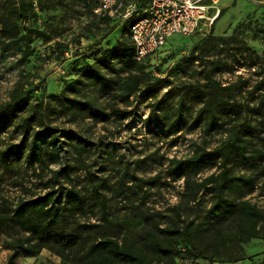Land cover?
Returning a JSON list of instances; mask_svg holds the SVG:
<instances>
[{
	"label": "rangeland",
	"instance_id": "1",
	"mask_svg": "<svg viewBox=\"0 0 264 264\" xmlns=\"http://www.w3.org/2000/svg\"><path fill=\"white\" fill-rule=\"evenodd\" d=\"M12 1L0 0V28ZM96 9V0H49L43 9L35 2V17L18 22L20 37L31 40L27 59L24 45L0 40V205L6 200L12 211L52 191L65 204L61 230L81 241L73 248L64 243L65 259L48 250L37 256L18 250L11 259L14 251L6 244L24 235L2 232L0 264H79L94 242H122L146 224H213L227 206L210 213L213 191L187 202L185 181H202L226 168L253 183L228 185L224 197L264 211V0H222L213 26L172 37L174 43L146 63L120 54L110 64L102 60L120 40L132 42L125 26ZM90 64H99L108 86L91 83ZM131 73L144 82L127 100L120 82ZM32 150L42 158L35 164ZM222 150L231 152L226 164ZM195 156L203 164L197 169L189 162ZM102 196L112 225L102 220ZM260 226L257 239L217 255L207 251L213 255L206 258L256 264L264 257V222ZM176 247L172 263L155 264H209L192 261L185 243Z\"/></svg>",
	"mask_w": 264,
	"mask_h": 264
},
{
	"label": "trees",
	"instance_id": "2",
	"mask_svg": "<svg viewBox=\"0 0 264 264\" xmlns=\"http://www.w3.org/2000/svg\"><path fill=\"white\" fill-rule=\"evenodd\" d=\"M48 1L30 0L27 3L24 0L12 1L10 6L8 8L6 7L8 13L1 18L2 27L0 28V32L2 36L0 40L3 41L2 44L9 46L10 44L21 43L27 49V52L23 56L24 59L32 56L31 40L26 36L20 37L18 22L35 17L36 14L33 12V4L35 2L43 9L44 2ZM96 2L98 7V1L96 0ZM105 17L114 24L122 26V24L111 20L109 17ZM124 26L129 30L131 39L129 24H124ZM173 43L170 39L166 46L157 52L156 55L140 63H146L153 59ZM97 47L98 45L95 44L91 48L96 49ZM115 54H120L121 57L131 61L130 55H133L134 59L133 42L132 45L128 46L125 40H120L115 51L104 52L102 60L110 64L112 55ZM86 72H88L92 84L109 85V78L102 73L99 64L88 65ZM143 82L139 74L131 73L124 77L120 82L121 89L124 92V98L129 100L139 90ZM77 83H80L79 80L73 82L72 87L75 88V84ZM65 97V92H63L57 98L63 100ZM13 100L14 103H17L20 98H14ZM73 103L77 104L76 100ZM3 118L4 116H0V120ZM230 153L229 150L219 152L223 156L225 164L229 159L228 155ZM29 157L34 164L37 160H42L34 150L30 152ZM200 159L201 157L199 156L192 158L189 161L191 167L197 169L202 166L203 164ZM236 183L247 186L253 183V179H245L232 175L228 168L224 169L220 174L210 176L202 181H194L191 178L186 179L183 197L187 202L196 201L197 197L204 191H213L216 202L210 213L215 212L216 209L224 208V205L227 206L224 210L215 214L219 219L217 222L210 225L206 222H187L184 226L176 225L166 228H160L158 226L150 227L149 224H146L135 237H130V239L126 237L122 242L114 238H102L94 242L84 251L85 253L82 257L78 258L79 264L172 263L177 254L176 245L179 242L185 243L192 250V252L189 248L188 252L184 250L191 257L192 261L204 260L205 262H209V264H214L215 262L211 263V260L206 258L213 255L207 251H214L215 255H217L223 248H227L236 242H250L262 234L260 224L264 222V211L249 202H241L234 205L224 197L225 188L228 185ZM45 189H50L47 184ZM94 192L96 195L101 196L98 191V186H94ZM75 196H78V194L75 193ZM102 198V220L104 224L112 225V222L109 220L106 199L103 196ZM58 199L52 191H47L44 194H36L29 202L21 201L12 211L9 210L7 201L3 200L0 205V234L16 229L23 232L24 235L15 239L13 238L11 243L6 244L7 247L14 251L11 259L17 257L18 250H22L33 256L39 255L43 250H48L61 259H65L64 253L68 251V249L64 248L65 245L70 248L80 246V238L74 234H68L66 236L61 230L64 227L65 204L59 203ZM173 241H176V245L173 244ZM53 245H59V248L57 249ZM237 260L239 261L241 259ZM256 264H264V257L259 259Z\"/></svg>",
	"mask_w": 264,
	"mask_h": 264
},
{
	"label": "built area",
	"instance_id": "3",
	"mask_svg": "<svg viewBox=\"0 0 264 264\" xmlns=\"http://www.w3.org/2000/svg\"><path fill=\"white\" fill-rule=\"evenodd\" d=\"M96 11L122 25L129 24L134 59L143 62L174 36L191 37L212 26L222 0H97Z\"/></svg>",
	"mask_w": 264,
	"mask_h": 264
}]
</instances>
